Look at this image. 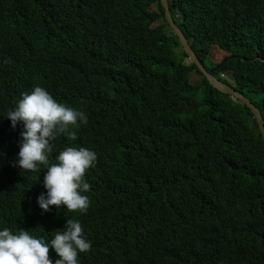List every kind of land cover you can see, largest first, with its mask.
Instances as JSON below:
<instances>
[{"label":"trees","instance_id":"obj_1","mask_svg":"<svg viewBox=\"0 0 264 264\" xmlns=\"http://www.w3.org/2000/svg\"><path fill=\"white\" fill-rule=\"evenodd\" d=\"M167 1L200 62L233 74L264 120V0ZM163 12L159 0H0V227L47 241L78 219L91 241L80 264H264L260 130L185 64ZM35 86L87 116L49 156L97 153L86 214H42L43 171L13 166L22 126L3 116Z\"/></svg>","mask_w":264,"mask_h":264},{"label":"clouds","instance_id":"obj_2","mask_svg":"<svg viewBox=\"0 0 264 264\" xmlns=\"http://www.w3.org/2000/svg\"><path fill=\"white\" fill-rule=\"evenodd\" d=\"M3 117L13 129L18 124L22 126L13 166L20 172L38 173V177L43 171L39 182L46 191L36 197L42 214L51 211V206L86 214L90 185L84 176L95 165L97 153L83 146H67L55 155V163L49 161L53 142L59 136L75 140L76 133L70 126L86 124V114L58 102L45 88L35 86L21 94ZM50 247L57 258L49 257ZM90 248L91 241L78 219H67L63 230L56 231L47 241L22 228L13 232L8 227H0V264H80L78 254L87 253Z\"/></svg>","mask_w":264,"mask_h":264},{"label":"water","instance_id":"obj_3","mask_svg":"<svg viewBox=\"0 0 264 264\" xmlns=\"http://www.w3.org/2000/svg\"><path fill=\"white\" fill-rule=\"evenodd\" d=\"M160 6L164 10L163 12V18L165 23L168 26V29L170 31V36L173 38H176L179 42V46L182 49V51L185 53L187 57L185 59L188 60V64H194L197 69L202 73V75L206 78L210 86H213L218 91L223 92L225 94H228L233 101H237L241 103L242 105L246 106L251 114L253 115L257 126L260 130L262 139L264 140V120L261 115L260 109L252 103V101L246 97L243 93L238 91L234 86H232L229 83H225L223 81H220L217 79L211 72H209L205 66L200 62L198 56L193 51L191 46H189L187 40L183 37L180 30L176 27V24L171 18L169 7H168V1L167 0H159Z\"/></svg>","mask_w":264,"mask_h":264},{"label":"rangeland","instance_id":"obj_4","mask_svg":"<svg viewBox=\"0 0 264 264\" xmlns=\"http://www.w3.org/2000/svg\"><path fill=\"white\" fill-rule=\"evenodd\" d=\"M159 24H161V22H159ZM184 62H185V64L188 65V63H187L188 60H187V59H184ZM207 66H208V65H207ZM222 77H223V81H226V82L231 83V84H235L233 74H231V73H225ZM199 80H201L200 75L197 74L196 72H193V73L191 74V82H192V83H196V82H198Z\"/></svg>","mask_w":264,"mask_h":264}]
</instances>
